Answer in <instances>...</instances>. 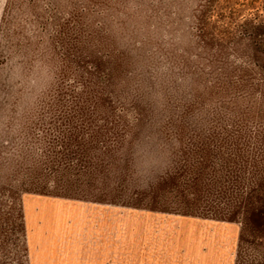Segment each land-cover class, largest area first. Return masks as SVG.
Wrapping results in <instances>:
<instances>
[{"label": "rangeland", "instance_id": "obj_1", "mask_svg": "<svg viewBox=\"0 0 264 264\" xmlns=\"http://www.w3.org/2000/svg\"><path fill=\"white\" fill-rule=\"evenodd\" d=\"M263 21L0 0V264H264Z\"/></svg>", "mask_w": 264, "mask_h": 264}, {"label": "trees", "instance_id": "obj_2", "mask_svg": "<svg viewBox=\"0 0 264 264\" xmlns=\"http://www.w3.org/2000/svg\"><path fill=\"white\" fill-rule=\"evenodd\" d=\"M248 32L252 41H254V50L264 56V21L257 23L255 25H248ZM256 213L258 216L261 214V210L252 212L251 214Z\"/></svg>", "mask_w": 264, "mask_h": 264}]
</instances>
